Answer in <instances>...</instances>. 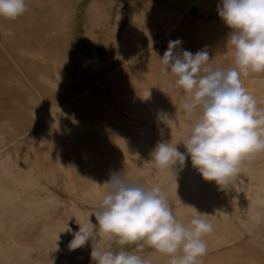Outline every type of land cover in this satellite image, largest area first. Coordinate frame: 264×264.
Segmentation results:
<instances>
[{
  "label": "bare ground",
  "instance_id": "1",
  "mask_svg": "<svg viewBox=\"0 0 264 264\" xmlns=\"http://www.w3.org/2000/svg\"><path fill=\"white\" fill-rule=\"evenodd\" d=\"M188 1L197 11L203 13L217 11L221 3V0ZM81 2L82 0H25L27 10L24 14L16 19L0 17L1 48L44 101L47 110L39 112L40 117L36 121L23 120L22 124L26 126L21 133H16L8 124L16 123V120L5 119L7 116L0 112V119L8 121L0 122V173H4L16 185L18 180L13 178L12 173L13 165L23 168L21 161H17L18 154L15 152L21 139H33L40 149H45L46 143L52 140L58 150L57 160L61 166L64 184L72 195V191L78 189L81 177L75 165L63 157L67 142L65 138L69 130L76 133L91 127L90 117L94 116L92 110L95 108L100 110V116L110 115L112 119L126 122V126H113L111 129L106 125L96 126L99 140L89 141L90 144L80 148L83 160L90 165H98L102 176L88 182L80 200L97 206L98 194L106 191L105 182L113 173L124 172L131 179L146 181L149 185H156L157 180L168 178L171 171L157 169L152 161V152L160 142V137L151 125L158 126L161 132L167 134L168 143L176 145L180 151L182 147L185 148L180 142L187 137L186 132L189 130L182 116H189L180 115L178 106L174 103L175 97L182 90L176 84L177 77L171 72L165 77L159 68L148 70L146 66L149 63L138 62L137 54L148 46L146 39L158 36V28L141 8L134 7L131 10L125 26L122 22L125 18L123 14L116 17V23L111 22V4L92 2L85 15L87 19L83 31L90 57L88 61L80 60L77 48H74L70 22ZM155 12L158 17L157 14L162 11L155 9ZM161 15L163 18L160 20H167L163 24L165 27L162 26L167 32V39L172 36L174 41H181L176 52L190 51L195 39L207 51L211 65L219 64L225 69L235 67L232 47L227 44L232 29L222 18L214 22L201 20L192 39L189 22L183 21L180 27L177 19L170 21L176 16L174 11ZM131 69L139 71L129 72ZM123 70L126 71L125 74L131 75L128 82L121 78ZM2 75L0 73V101L3 102V90L6 86L17 89L19 87L18 83L5 80ZM101 77L106 79L105 83L101 82ZM90 81L98 84L96 102L93 104H90L88 98ZM241 81L256 97L258 107L264 108V73L241 76ZM107 91H111L114 98H108ZM185 96L186 92L181 105ZM2 102L0 108L3 107ZM115 105H120L124 110L131 109V116L146 120L144 125L136 128L133 123L123 120L122 115L115 111ZM197 115L198 113H193L189 117L191 124ZM46 116H51V119H45ZM163 116L170 119L169 123L161 119ZM176 124H180L181 131H176ZM144 139L148 142H144ZM46 178L48 184L45 188L51 189L55 186V180L48 176ZM3 188L5 185L2 186L0 204H13L20 199L18 191H3ZM162 190L167 197L180 202L176 209L180 216L185 212L205 214L214 226H222V233L214 231L205 236L207 253L202 258V264H264V251L257 247L259 235L264 237V153L246 160L241 174L226 189L227 192L230 191V204L235 213L232 218L230 208L218 187L212 181L205 180L192 165L186 168L182 182H174L169 188ZM55 192L49 194V198L44 201L49 206L57 202L58 194ZM72 203L78 223L87 224L89 219L92 223H97L93 212H85L75 202ZM18 209L15 205L9 207L4 216L0 215V220H5L8 213L11 220H17ZM229 224L235 226V231H230ZM4 229L5 225H0V234L7 237L9 233ZM245 233L249 234V238L242 243ZM60 235L55 238V245L59 251L62 249L65 258L59 264H90L91 241L73 250L69 245L74 238V232H62ZM1 246L0 254L7 255L9 247ZM11 258L16 260L15 255H11Z\"/></svg>",
  "mask_w": 264,
  "mask_h": 264
},
{
  "label": "clouds",
  "instance_id": "2",
  "mask_svg": "<svg viewBox=\"0 0 264 264\" xmlns=\"http://www.w3.org/2000/svg\"><path fill=\"white\" fill-rule=\"evenodd\" d=\"M26 10L25 0H0V17L16 19ZM218 13L232 29L227 44L235 67L211 65L204 50L178 53L181 41L169 42L160 71L167 77L170 70L177 77L176 84L186 92L182 108L189 117L198 115L181 141L186 153L176 145L158 142L152 161L157 169L174 173L177 182L176 166L183 168L190 155L193 168L205 180L228 189L244 162L264 153V108L258 107L256 97L241 81V76L264 73V0H221ZM161 119L170 121L166 116ZM105 183L106 191L98 194L97 210L92 213L97 223L90 219L87 224L78 223L71 249L91 241L94 264H152L126 247L144 241L167 256L168 264H202L207 253L205 236L214 230L207 215L181 222L160 185L135 181L124 172L113 173Z\"/></svg>",
  "mask_w": 264,
  "mask_h": 264
},
{
  "label": "rangeland",
  "instance_id": "3",
  "mask_svg": "<svg viewBox=\"0 0 264 264\" xmlns=\"http://www.w3.org/2000/svg\"><path fill=\"white\" fill-rule=\"evenodd\" d=\"M94 1H102L111 4L113 8L111 22L116 23V17L119 14H123L125 18L122 22L125 26L128 23L129 15L134 7H139L145 12V15L151 20V23L158 28V36L147 38L146 43H148V46L139 52L137 57L139 63H149L146 68L152 71L158 68L161 69V57L164 55L165 51L168 50L169 42L174 41L172 36L167 39V32L163 25L167 20H160V18H163L161 17L162 13L167 14L170 11H174L176 16L170 21L173 22L177 19V24L180 27H182L183 21L189 22L191 38L196 35V26L201 20L214 22L221 19L218 10L210 13L199 12L188 0H176L175 2H170L169 0H82L75 17L72 18L70 22L74 48H77V54L80 56L82 62L88 61L90 57V51L83 31L87 19L85 18L87 9ZM155 9L162 11L161 14L157 12L158 17H156ZM193 40L194 43L191 46L190 52L195 54L197 51L204 50L200 43L195 41V39ZM143 44H145V42ZM138 71L139 69H131L129 72L134 73ZM121 72V74H123L121 78L128 82L131 79V75L125 74L126 71L124 70ZM0 73H3V79L13 80V82L18 83V89L14 88V86H6L5 90H3L4 100L2 99L3 102L0 101V103H3L1 104L3 107L0 108V112L7 116L5 119L13 118V120H16V123L9 122L8 124H10L16 133H21L22 129L26 126L25 124H22V121H27V119L36 121L40 117L38 115L39 112L47 111L45 103L33 90L20 69L13 64L9 55L3 51L1 45ZM90 82L88 98L90 104H93L96 102L95 98L98 93L96 92L98 84L92 81ZM101 82L105 83L106 79L101 77ZM184 94L185 90L182 89L174 100L175 105L177 104L178 106L180 115L186 114L181 105ZM106 95L108 98H114L111 91H107ZM114 107L115 111L122 115L123 120L133 123L136 128H141L144 125L146 120L141 117L131 116V109L124 110L120 105H115ZM92 112L94 116L90 117L92 121L91 127H86L83 132L76 133L69 130L68 136L65 138L67 142L64 145L65 149L63 150V157L66 161L75 165L78 175L81 177L78 189L72 191V195L68 193L64 184L61 166L57 160L58 150L52 140L46 143L47 145H45V149H40L34 144L33 139H21L15 152L18 154L17 161H21L23 168L13 165L12 173L13 178L18 180L16 185H14L11 180L7 179L4 173H0V195L2 192V186L5 185L3 191L5 189H7V191L11 189L13 192L18 191L21 196L16 203L8 205L0 204V215L3 214V216L4 212L7 213L6 209L9 207L15 205V207L19 208L17 220H11L9 218L11 216L9 213L5 220H0V225H5L6 229L4 230L6 233H9L7 237L0 234V248L2 247L1 245H7L6 247H9L7 255L6 253H3V255L0 254V264H59V261L62 258H65V255L64 252L61 251L62 249L59 251L56 248L55 238L60 237V233L62 232L75 233L79 230V221L74 213L72 202H75L85 212L91 211L94 213L97 210V206L85 204L81 202L80 199L88 182L95 181L102 177L101 168L96 164L90 165L85 162L81 157L80 148H83L86 144H90L89 141L96 142L99 140V132L96 126L106 125L108 129H111L113 126H126V122H119L117 121V118L112 119L110 115L105 117L100 116L98 115L100 110L97 111L95 108H93ZM182 117L185 119L187 127L190 128L192 126V120L187 116ZM45 119L50 120L51 116H46ZM2 121L8 122L7 120L0 119V122ZM176 125V131H181L180 124ZM151 128L160 137V142L168 143L167 134L161 132V129L158 126L151 125ZM186 134H188V131ZM144 142L147 143V139H144ZM180 144H182L181 146H184L183 142H180ZM180 151L186 153V148L183 149L182 147ZM188 165H192L190 155L187 156L183 168H180L179 165L176 166L177 182L174 173L171 172V175H169L168 178L157 180L156 184L160 185L161 188L166 189L174 182H182L184 179V172ZM46 176L54 178L55 180V186H52L51 189H47V187L45 188L48 184ZM107 177L109 178V175H107ZM212 184L218 187L223 199L230 208V218L234 217V209L230 204V191L227 192L226 189L218 186L215 181H212ZM53 191H56L58 194L57 202L52 206H49L44 201L49 198V194H53ZM167 198L170 207L176 212L180 202H177L174 198ZM51 207H53V209H50ZM196 216L199 215L192 212H185L182 216L178 215L177 218L181 222L187 224ZM207 219L209 220V218ZM213 228L214 230L212 232H223V228L219 224H216V226L213 225ZM229 229L230 231H235V226L229 224ZM11 233L14 234L12 235ZM242 238L244 239L242 243H245L249 238V234L245 233ZM119 247V245H114V248L117 250ZM126 247L128 250L135 251L146 259H150L152 264H168L169 258L167 256L156 252L144 241H139L135 244L127 245ZM257 247L260 251H264V237L262 235H259V246ZM11 255H15L16 260H13ZM90 264H94V262L91 260Z\"/></svg>",
  "mask_w": 264,
  "mask_h": 264
}]
</instances>
